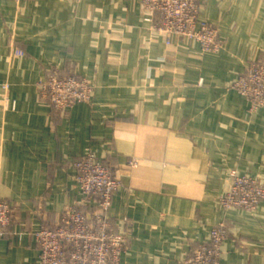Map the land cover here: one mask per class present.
Segmentation results:
<instances>
[{"label": "crops", "instance_id": "1", "mask_svg": "<svg viewBox=\"0 0 264 264\" xmlns=\"http://www.w3.org/2000/svg\"><path fill=\"white\" fill-rule=\"evenodd\" d=\"M196 2L219 53L152 35L143 0H0V197L15 215L0 264H40L34 232L80 199L73 163L89 152L121 182L109 216L122 264H184L222 222L220 264H264V201L221 205L233 171L264 185V107L231 89L264 53V0ZM55 71L86 79L91 100L64 111L39 98Z\"/></svg>", "mask_w": 264, "mask_h": 264}, {"label": "built area", "instance_id": "2", "mask_svg": "<svg viewBox=\"0 0 264 264\" xmlns=\"http://www.w3.org/2000/svg\"><path fill=\"white\" fill-rule=\"evenodd\" d=\"M143 1L150 12L144 19L146 28L152 35L165 38L167 45L171 44V37H178L188 39L204 53H219L224 49L219 26L201 18L196 0ZM3 88L8 89V85L4 84ZM93 88L77 74L60 75L56 71L35 84L39 98L64 111L90 101ZM231 89L248 100L252 112L264 107V53L247 64ZM9 105L15 106V101L6 98L4 106ZM73 164L81 196L68 205L56 227H42L34 232L40 264H122L127 238L116 231L109 216L120 179L93 152ZM231 176V187L221 199L224 212L234 209L254 212L264 201V185L236 171ZM14 217L11 203L0 197V239L5 237ZM227 233L226 222L213 227L210 241L188 253L184 264H220Z\"/></svg>", "mask_w": 264, "mask_h": 264}, {"label": "rangeland", "instance_id": "3", "mask_svg": "<svg viewBox=\"0 0 264 264\" xmlns=\"http://www.w3.org/2000/svg\"><path fill=\"white\" fill-rule=\"evenodd\" d=\"M200 12H201V8H200ZM202 14V13H201ZM221 36V35H220ZM224 40V39H223ZM189 41V40H188ZM194 44V43H193ZM72 74V73H71ZM237 172V171H236ZM239 173V172H238ZM239 174H241V173H239ZM243 175H247V174H243ZM249 176V175H248ZM222 254V253H221ZM221 257V256H220ZM220 259L221 258H219V262H220Z\"/></svg>", "mask_w": 264, "mask_h": 264}]
</instances>
